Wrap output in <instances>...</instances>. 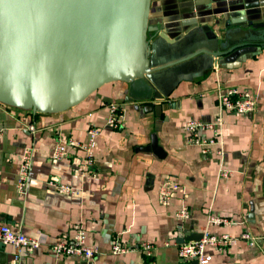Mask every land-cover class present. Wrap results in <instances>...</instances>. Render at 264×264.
Here are the masks:
<instances>
[{
	"label": "crops",
	"instance_id": "1",
	"mask_svg": "<svg viewBox=\"0 0 264 264\" xmlns=\"http://www.w3.org/2000/svg\"><path fill=\"white\" fill-rule=\"evenodd\" d=\"M196 4V5H194ZM200 17L194 19V14ZM195 22L219 33H248L264 22V0H152L150 34H164L174 41ZM227 28V29H228ZM240 36V38H241ZM178 84L169 98L156 105L169 106L159 118L146 113V102L127 98L128 85L113 83L92 94L77 107L58 114H38L0 104V223L44 245L14 260V249H0V264H192L181 261L175 248L160 249L153 257L139 253L110 255L115 236L136 247L148 242L163 246L202 233L209 215L228 218L230 227L208 226L211 234L239 238L248 233L254 246L235 240L226 249L207 248L208 264H264V47L242 48L223 61ZM230 87L249 91L256 102L247 115L222 114L223 158L217 147L207 154L190 145L184 125L191 119L213 121L219 114V91ZM123 110L117 129L105 126L110 103ZM29 126L35 128L32 133ZM100 130L92 168L79 172L83 153L68 148L65 158L54 162L58 136L84 145L88 127ZM33 148V162L25 195L16 191L20 156ZM230 179L219 177L220 169ZM72 187L73 196L60 195L46 181ZM182 190L169 206L158 201L163 181ZM189 219L178 221L179 208ZM78 229L86 245L99 255L91 261L56 257L45 245L69 241Z\"/></svg>",
	"mask_w": 264,
	"mask_h": 264
},
{
	"label": "water",
	"instance_id": "2",
	"mask_svg": "<svg viewBox=\"0 0 264 264\" xmlns=\"http://www.w3.org/2000/svg\"><path fill=\"white\" fill-rule=\"evenodd\" d=\"M151 2L0 0V104L58 114L120 82L128 85L130 101L146 102L143 110L159 118L173 105L155 102L169 98L179 83L242 48L264 47V22L242 36L228 24L217 33L197 22L174 41L151 35ZM201 238L191 234L177 242Z\"/></svg>",
	"mask_w": 264,
	"mask_h": 264
},
{
	"label": "built area",
	"instance_id": "3",
	"mask_svg": "<svg viewBox=\"0 0 264 264\" xmlns=\"http://www.w3.org/2000/svg\"><path fill=\"white\" fill-rule=\"evenodd\" d=\"M213 69L216 71L217 66ZM217 105L219 114L213 121L204 122L198 119H191L184 125V130L188 134V142L190 145L201 149L203 154H207L210 148L217 147L216 154L221 159L223 158L222 150V127L224 121L222 114L231 113L235 115H247L254 112L256 102L253 95L247 90H240L237 87H230L224 91L218 92ZM109 115L105 126L110 129H117L121 124L123 110L119 104L110 103L108 105ZM29 130L34 133L35 128L29 126ZM2 132V130H0ZM100 134V130L95 127H88L86 131V143L81 145L72 139H65L58 136L56 144L52 151L51 160L54 162L61 161L65 158L68 148L80 150L83 153L81 159V166L78 168L79 172H85L93 167L95 162V148L96 140ZM33 148L26 147L19 160L16 191L18 195H25L28 188V181L33 162ZM231 171L221 168L219 177L223 180L230 179ZM46 187L52 189L60 195L73 196L76 194L75 190L65 184L56 181L54 178H49L46 181ZM182 187L178 183L171 181H163L158 188V201L162 206H169L173 196L180 192ZM189 212L179 208L175 217L178 221H186L189 219ZM207 227H230L231 221L228 218L216 217L209 215L207 218ZM206 229L202 231V238L199 241H188L181 244L175 242H166L163 246H155L152 243L143 242L138 246H129L122 242L119 235L115 236L110 250V255L119 256L131 253H139L145 257H153V255L160 249L175 248L177 256L181 261H196L197 264H208L211 256L205 254L207 248H212L216 251L226 249L233 241H246L249 246H254L256 239L248 233L242 234L239 238L233 237L229 234H211ZM86 233L82 229H78L71 240L57 241L46 244L45 246L56 257H74L82 261H91L95 256L99 255V250L96 247H89L86 245ZM0 243L14 249V260L19 261L21 255L30 253L44 245L39 238L27 237L24 234L14 231L8 224L0 223Z\"/></svg>",
	"mask_w": 264,
	"mask_h": 264
}]
</instances>
